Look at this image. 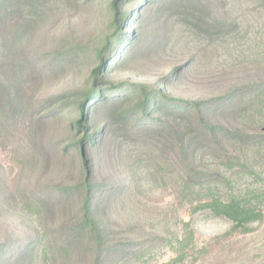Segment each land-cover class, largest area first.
Masks as SVG:
<instances>
[{"label":"rangeland","instance_id":"1","mask_svg":"<svg viewBox=\"0 0 264 264\" xmlns=\"http://www.w3.org/2000/svg\"><path fill=\"white\" fill-rule=\"evenodd\" d=\"M172 1L14 0L2 5L0 249L5 251L0 264H96L95 240L72 232L83 218L81 184L87 177L77 145L86 134L77 126L83 93L95 87L107 94L111 83L124 90L142 84L209 99L264 84V0ZM115 4L130 13L122 27L133 35L126 44L112 43L103 67L98 52L118 27ZM170 5L162 21H154L155 13L147 21L150 6ZM200 5L203 14L224 24L207 27L186 14L197 7L200 15ZM93 118L90 132L98 131L103 141L89 152L93 182L113 183L104 190H117L109 197V191L94 195L95 219L120 250L107 264L264 261V217L244 232L234 230L228 218L193 212L198 195L183 186L177 148L115 130L104 110ZM252 153L258 173L238 175L234 190L250 186L264 192V153Z\"/></svg>","mask_w":264,"mask_h":264},{"label":"trees","instance_id":"2","mask_svg":"<svg viewBox=\"0 0 264 264\" xmlns=\"http://www.w3.org/2000/svg\"><path fill=\"white\" fill-rule=\"evenodd\" d=\"M12 1L14 0H0V23L4 12L2 5L8 6ZM148 1L142 0V3L148 4ZM172 3L176 4L177 1L173 0ZM115 7V24L118 27L116 32L106 39L105 47L98 52L103 67L107 64L106 57L112 43L122 39L126 44L133 35L123 32L122 27L130 18V13L120 10L116 4ZM171 7L161 6L156 10L154 6H150L147 10V21L152 22L154 13L156 14L154 21L157 23L162 21ZM200 9V15L196 14L197 7L188 8L186 14L194 20L197 19L199 23L206 24L207 27H215L218 23L221 26L224 24L203 14L205 10L201 5ZM140 19V22L144 23V20ZM157 42V46H160L161 40ZM3 44L4 42L0 40V58ZM121 49L122 46L116 50L118 52ZM124 88L122 84L111 83L107 88L110 92L107 94H104L101 88L95 87L83 93L80 118L77 121V126L86 132L77 145L82 147L87 177L81 184V191L85 193L83 218L80 224L72 228V232L76 236L85 235L95 240L96 264H107L108 259L120 251L109 243L108 234L94 216L95 193L109 191L106 195L109 197L117 192L116 189L104 190L113 187V183L93 182L95 174L89 152L97 150L103 141H98L96 136L98 131L93 134L90 132L89 124L100 110H104L105 119L109 123L107 125H111L115 130L135 132L144 139L155 137L158 142L163 141L174 149L177 148L182 166L183 186L191 188L194 190L193 193L198 195L196 204L192 205L193 212L204 210L228 218L233 223L234 230L244 232L249 231L254 223L264 217L263 190L250 186L234 190L233 186L238 175H245L248 171L253 175L258 173L257 161L255 157L252 158V151L254 154L264 153V102H261L264 100V84L260 88L256 85L235 88L228 94L209 99L167 94L162 89L156 90L142 84L129 86L126 90ZM2 96L5 94L0 95ZM107 102L110 104L102 107V103ZM126 105L130 107L125 109ZM218 114L224 118L215 121L212 117ZM251 120L254 128L250 126ZM107 127L99 131L104 133ZM224 187L226 191L223 190ZM203 195L205 197L201 198ZM184 241L182 238L180 242ZM4 251L0 249V256ZM259 264H264V261Z\"/></svg>","mask_w":264,"mask_h":264}]
</instances>
